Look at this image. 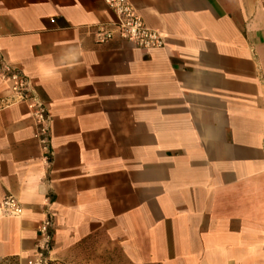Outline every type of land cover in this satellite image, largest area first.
Returning <instances> with one entry per match:
<instances>
[{
  "label": "crops",
  "instance_id": "0c3cea01",
  "mask_svg": "<svg viewBox=\"0 0 264 264\" xmlns=\"http://www.w3.org/2000/svg\"><path fill=\"white\" fill-rule=\"evenodd\" d=\"M164 45L95 26L103 0H0V53L51 116L52 157L0 76V264L92 239L127 264H264V0H129Z\"/></svg>",
  "mask_w": 264,
  "mask_h": 264
},
{
  "label": "built area",
  "instance_id": "2783aa9c",
  "mask_svg": "<svg viewBox=\"0 0 264 264\" xmlns=\"http://www.w3.org/2000/svg\"><path fill=\"white\" fill-rule=\"evenodd\" d=\"M103 2L114 15V19L106 26L94 27L92 36L95 44L102 45L118 37L145 51L164 45L161 33L145 24L129 0H103ZM0 76L9 84L10 91L17 101L28 102L30 115L34 121V138L40 145L42 159L48 164L52 157L51 116L46 104L32 89L28 77L1 53ZM0 213L6 216H20L22 207L14 195L7 194L0 202ZM52 228V215L47 214L38 229L39 242L35 258L28 260L27 264H46L45 254L50 249Z\"/></svg>",
  "mask_w": 264,
  "mask_h": 264
},
{
  "label": "rangeland",
  "instance_id": "374dc122",
  "mask_svg": "<svg viewBox=\"0 0 264 264\" xmlns=\"http://www.w3.org/2000/svg\"><path fill=\"white\" fill-rule=\"evenodd\" d=\"M45 258L47 261H55V264H127L116 249H111L97 239L77 245L63 258L56 260L48 259L46 256Z\"/></svg>",
  "mask_w": 264,
  "mask_h": 264
},
{
  "label": "trees",
  "instance_id": "16d2710c",
  "mask_svg": "<svg viewBox=\"0 0 264 264\" xmlns=\"http://www.w3.org/2000/svg\"><path fill=\"white\" fill-rule=\"evenodd\" d=\"M46 263H47V264H55V261H50V260H48Z\"/></svg>",
  "mask_w": 264,
  "mask_h": 264
}]
</instances>
